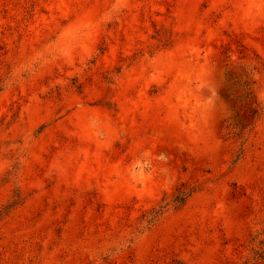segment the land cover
I'll return each instance as SVG.
<instances>
[{"label":"rangeland","instance_id":"374dc122","mask_svg":"<svg viewBox=\"0 0 264 264\" xmlns=\"http://www.w3.org/2000/svg\"><path fill=\"white\" fill-rule=\"evenodd\" d=\"M0 264H264V0H0Z\"/></svg>","mask_w":264,"mask_h":264},{"label":"trees","instance_id":"16d2710c","mask_svg":"<svg viewBox=\"0 0 264 264\" xmlns=\"http://www.w3.org/2000/svg\"><path fill=\"white\" fill-rule=\"evenodd\" d=\"M178 202H183L184 201V197H180V199L177 200Z\"/></svg>","mask_w":264,"mask_h":264}]
</instances>
